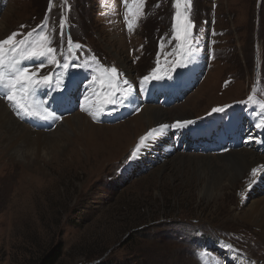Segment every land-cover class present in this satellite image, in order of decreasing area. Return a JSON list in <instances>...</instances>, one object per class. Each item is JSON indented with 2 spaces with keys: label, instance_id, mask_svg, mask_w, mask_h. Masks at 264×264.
Returning a JSON list of instances; mask_svg holds the SVG:
<instances>
[{
  "label": "rangeland",
  "instance_id": "1",
  "mask_svg": "<svg viewBox=\"0 0 264 264\" xmlns=\"http://www.w3.org/2000/svg\"><path fill=\"white\" fill-rule=\"evenodd\" d=\"M48 8L49 0H0V39L26 34L41 24ZM126 8L123 0H53L45 32L69 57L59 87L52 82L53 95L62 93L64 100L50 110L61 119L52 125L21 121L3 101L18 123L47 132L44 140L26 141L40 145L44 154L0 151V264H38L53 251L55 264H264V237L233 214L239 190L252 182L247 171L216 204L197 187L207 170L198 157L210 156L219 166L229 152L264 156V143H257L264 133L254 126L252 111L259 112L258 103H264V0H192L199 47L191 62L179 67H172L178 57L167 55L176 43L173 0H145L132 30L125 25ZM61 13L74 41L71 54L67 36L60 42ZM158 52L164 53L161 79L145 82L141 91L140 80L156 68ZM85 61L122 70L133 82V102L115 111L109 105L97 113L99 122L81 111L93 75ZM52 70L46 67L41 74ZM250 94L254 102L243 103ZM93 102L95 97L85 106ZM149 106L197 120L196 131L180 132L171 149L155 141L132 160L138 141L151 129L146 125L123 133L122 144L111 143L100 153L93 143L82 148L72 143L76 132L91 126L120 129L135 118L143 120ZM214 107H226L229 115L208 116ZM73 147L78 154L71 155ZM178 156L176 165L160 169ZM255 191L264 194V178ZM219 240L232 244V250L220 247Z\"/></svg>",
  "mask_w": 264,
  "mask_h": 264
},
{
  "label": "snow or ice",
  "instance_id": "2",
  "mask_svg": "<svg viewBox=\"0 0 264 264\" xmlns=\"http://www.w3.org/2000/svg\"><path fill=\"white\" fill-rule=\"evenodd\" d=\"M123 3L127 6L124 16L125 25L129 30H132L134 23L143 11L145 0H132L131 5L128 4V0H123ZM191 3L192 0H173L175 13L171 25V38L176 43L167 55H175L178 59L173 61L172 67H179L183 63L191 62L199 47L195 33V23L191 14ZM52 8L53 0H49V8L46 10L44 20L26 34L12 32L6 38L0 39V101H6L12 113L21 121L27 122L37 119L52 125L61 119V116L55 114V109L50 110L51 105L60 106L64 100L62 93L60 95L52 94L54 91L52 82L55 80L57 87H59L65 76V70L69 67V57L62 48L55 46V39L49 37L45 32ZM65 23V17L61 13L59 18L60 42L63 44L65 36H67V50L71 54L73 53L74 41L71 39L70 33L65 32ZM75 48L83 51L80 44H75ZM161 55H164V53L158 52L156 68L140 80L141 91L146 90L143 88L145 82L161 79L159 75ZM49 66H54V70L49 71L47 74H41V70ZM83 66L86 71L91 70L93 75L90 84L86 86V89L91 90V94L87 90L84 93V103L81 104V111L88 113L93 121L99 122L97 113L107 111L109 105L114 106L112 111H115L126 103L133 102V82L127 78L122 70H118L116 67H100L99 65L93 67L87 61ZM76 67H80V64L77 63ZM121 77H123V80H121ZM96 83H99V88L92 87ZM45 96L48 97L47 100L44 99ZM93 97H95V102H93L92 107L85 106ZM253 102L254 97L250 94L243 103L251 104ZM258 106L259 112H256L255 108L252 109L254 113L253 123L257 129L264 133V103H258ZM226 107H214L207 115L212 116L220 113L229 115ZM200 119H205V117ZM197 125V120L189 119L175 121L171 125H159L150 129L140 138L129 159L137 158L142 149L149 147L150 144L162 138L168 131L194 132ZM252 139L255 138L249 137V140ZM257 143H264V140H257ZM257 172L258 168L252 170L251 175L253 178L256 177ZM218 245L228 251H231L233 247L232 244L226 243L224 240H219Z\"/></svg>",
  "mask_w": 264,
  "mask_h": 264
},
{
  "label": "bare ground",
  "instance_id": "3",
  "mask_svg": "<svg viewBox=\"0 0 264 264\" xmlns=\"http://www.w3.org/2000/svg\"><path fill=\"white\" fill-rule=\"evenodd\" d=\"M201 100H203V98ZM189 102L190 100L186 101L185 103L186 105L185 106L183 105L182 108L189 106ZM196 104H198V101H196ZM178 114L177 113L167 114L165 110H161V109H157L152 106H149L141 115L143 120L139 117L135 118L132 122V125H130L129 124L130 122H129L128 124H125L124 126H122L120 128L121 130L118 129V127H114V126L96 129V127H93V126L89 127L88 122L83 121V123L89 127L88 128L89 131L86 129H83L84 132L82 131L76 132L77 134H75L72 140V143L73 145H78L79 148H82L84 143L85 144L91 143V145L93 143L94 152L100 153L102 152L101 150L102 148H105L111 145V143L114 145L117 143L122 144L124 140L127 139V137L124 138L125 135L122 136L123 133L131 132L133 130H134L133 132L136 133L138 128H143V125H146L148 129L150 128L153 129L163 124L170 125V122H168L169 119H171V121L188 120V118L180 117L184 115L179 114L180 115L179 116ZM75 118L79 119V117H75ZM42 126H43V122L40 124H37V128H42ZM46 132L47 131H36L34 128L29 127L25 125L24 123H18L15 117L6 108V106L4 105V102L3 101L0 102V151L3 154L9 155V156L20 155L22 150L24 151L31 150V153L34 151L37 155L44 154V151L41 149L40 145L34 144L32 143V141L31 142H26V141L32 140L31 138L33 137H34V140H37L36 143L41 140H44L46 139V134H45ZM180 132L181 131L170 130L162 138L156 141L159 143L166 142L167 143L166 148L168 149L174 148L176 144L175 137H177ZM172 133H176V135L173 137L170 143L169 138H171ZM54 140H55V137H54ZM259 144H263V143H259ZM79 148L75 149V147H73L70 151L71 155L78 154L80 150ZM24 155H27V154H24ZM30 157H33V154L30 155ZM209 157L206 156V157L197 158V161L201 162L200 166H204L207 168L204 180H202L201 183L199 182L200 184L198 183L199 186L197 187L200 189V194L206 195L209 201L213 202L214 204H216L219 201L223 191H225L226 189H230V185H232L233 187L236 183L237 185L239 184L238 183L239 181H237L235 184L234 182L236 181L238 175L241 174V172L246 170L247 174L249 175L248 178H250L252 177L251 175L252 170L254 168H258L256 177L251 178L252 182L249 184L250 186L248 185V186L242 187L239 190L238 196H237L238 212L236 211L233 214L235 218H238L242 220L244 223L249 224L250 226H252L258 231L260 236L262 235L264 237V194L259 195L258 191H255L257 188L260 187L261 182L264 178L263 176L264 175V156L263 155L261 156L258 152H254L250 150L229 152L221 157L220 159L221 165L219 166H217L214 163L213 161L214 158L212 159ZM179 158L180 156L176 157L174 160H171L169 164L163 165L160 169L164 170L166 168H169V166L176 165L177 163L175 164V162ZM193 162L194 161H192V163ZM200 166H197V167L201 168ZM198 172H203V171L199 169ZM232 258L236 259L235 254H234V257Z\"/></svg>",
  "mask_w": 264,
  "mask_h": 264
},
{
  "label": "trees",
  "instance_id": "4",
  "mask_svg": "<svg viewBox=\"0 0 264 264\" xmlns=\"http://www.w3.org/2000/svg\"><path fill=\"white\" fill-rule=\"evenodd\" d=\"M57 257H58V254L55 251H53V253L48 254L44 258H42L38 262V264H55Z\"/></svg>",
  "mask_w": 264,
  "mask_h": 264
}]
</instances>
